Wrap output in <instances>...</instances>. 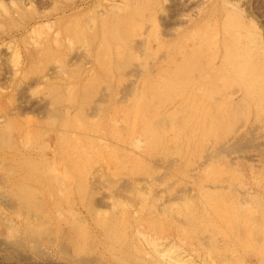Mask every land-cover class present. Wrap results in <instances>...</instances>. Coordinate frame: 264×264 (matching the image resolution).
I'll return each mask as SVG.
<instances>
[{
  "label": "bare ground",
  "instance_id": "bare-ground-1",
  "mask_svg": "<svg viewBox=\"0 0 264 264\" xmlns=\"http://www.w3.org/2000/svg\"><path fill=\"white\" fill-rule=\"evenodd\" d=\"M16 1H18V0H16ZM129 1H131V0H129ZM169 1H171V0H169ZM174 1H176V0H174ZM174 1H171V2L172 3H176ZM203 2H205V1H203ZM221 2L222 3H225L222 0H221ZM227 2H228V0H227ZM125 3H128V2H125ZM133 3H135V2H133ZM152 3H154V5H155L156 4L155 0H137L136 1V4H138L139 6L136 7V9H135L136 10V12H135L136 15L137 14L140 15V16L145 15L144 17H147V16L150 15V17H151V14L153 13V12H151ZM177 3H179V2H177ZM219 3L220 2L218 0V4ZM229 3L230 2H228L226 4H229ZM232 3L233 4H236L234 2H232ZM1 4H2V2H1ZM18 4L19 3H17V5ZM210 4H211V2H210ZM20 5H21V3H20ZM105 5H106V3H105ZM111 5L114 6L116 4H115V2H114V4L112 2V4H110L109 6H111ZM128 5L130 6V4H128ZM157 5H158V3H157ZM197 5H199V3ZM204 5L205 4L203 3V6ZM212 5H214V3L211 4V6ZM10 6H12V5H10ZM207 6H209V4ZM238 6H240V5H238ZM13 7H14V4H13ZM15 7H16V5H15ZM107 7H108V5H107ZM162 7L160 6V8H162ZM221 7H224V5L221 6ZM19 8L20 7L18 5V9ZM80 8H82V7H80ZM90 8H92V7H90ZM117 8L120 9L118 7V3H117ZM189 8H191V7H189ZM212 8H215V7H212ZM11 9H12V7H11ZM32 9H34V8H31L29 10H32ZM87 9H89V8H87ZM109 9H110V7H109ZM174 9L175 8H173V10ZM232 9H234L233 6H232ZM236 9L239 10L241 8H236ZM4 10H6V9H3L2 11H4ZM115 10H117V9H115ZM125 10L127 11L126 8H124V11ZM181 10H184V9H181ZM209 10L210 9H208V11ZM14 11H15V9H14ZM16 11H15V13H16ZM23 11H25V10H23ZM175 11H178V10L176 9ZM186 11L188 13L187 15L189 16V14H190L189 12L190 11L189 12H188V10H186ZM186 11H185V13H186ZM214 11L215 10H213V12ZM12 12H13V10H12ZM17 12H19V10ZM33 12L35 13L34 10H33ZM97 12L95 14H97ZM171 12H174V11L171 10ZM195 12L197 13V11H195ZM198 12L201 13L200 10ZM213 12L211 11V14ZM234 12L236 13L237 11H234ZM252 12H254V11H252ZM120 13H121V11H120ZM180 13H181V11H180ZM244 13H246V12H244ZM19 14L22 15V17L24 16V13L23 14L22 13H19ZM30 14L28 13V15H30ZM92 14L93 13H91V15ZM99 14L100 13L98 12V15ZM105 14H106V12H105ZM164 14H165V12H164ZM223 14H225V13H223ZM6 15L8 17V15H10V14H8L6 12ZM20 15H17V16L20 17ZM113 15L115 16L116 14L114 13ZM123 15L124 14H122V17H123ZM154 15H153V17H155ZM176 15H177V13H176ZM184 15H183V17H184ZM215 15H218V14L215 13ZM249 15H251V14H249ZM71 16H73V15H71ZM130 16H131V14H130ZM168 16L171 17L170 15H168ZM229 16H230V14H229ZM4 17H5V15H4ZM100 17L101 16L99 15V18ZM125 17H127V16H125ZM125 17H123L121 19V21L118 20L116 22L115 21L110 22V20H109L110 23H108V27L105 28L108 31H111V30L113 31V32H111L112 39L113 38L115 39L114 40V43H113V46H111L110 43L106 45L105 43H102V41H100L98 43L99 47H98V50H97L96 54H95V52L92 54L93 55V60H92V62H90V64H92L93 62H96L97 65H98L96 67L97 68L100 67V69H101L100 72L101 73H99L97 75V77H96V72L97 71L95 72V68L87 69L86 70L87 72L84 71V72H86V78H82L81 77L79 79H78V76L79 75L80 76L84 75V74H82V71H79V70H84V69L82 67H80L79 69H75L74 67L72 68L71 66H68V64H66L65 62H63V58L61 56H59V52L61 51V49H64L66 47V46L65 47L63 46L65 43L63 44L61 38L58 37L59 34H61V32H57L58 34L57 33H54L53 34V35H56L57 34L56 35V39H53V41H52L53 44L55 45V48L54 49H56L58 51V54L55 55V53L57 51H55L52 48V45L49 43L50 41H42V39L40 38V37L43 36V31L40 28V26H42V25L38 24V25H40L38 30H37L38 27L37 28H34V27H36L38 25L32 27V28L35 29V30H33V34H35V35L38 34L37 38H35L32 35H30V36H32L31 38H30V36H28L29 39H31L33 41L32 42L30 40L32 42V45H34L37 50L40 49V51H42L41 50V46H42L41 45V41L43 42L42 44H43L44 47H42V48H44V49H46L48 47V45L50 44L51 45V49H50L51 52L49 50V52H50L49 54L50 55L48 57V62H51V61H55L56 62L57 61L58 64H59V66L56 67V68H58V70L56 71V77L61 80L60 81L61 83H62L63 80H65V81L68 80L69 82L67 83V81L66 82L63 81L64 84L66 83L64 87L59 86L60 84L57 85L56 83L55 84H49V85H45L44 84L45 87L47 86L46 87V92H47L46 95H47V97H49L51 99V102L50 103H52L55 111H51L52 114L49 113L50 115L47 113L49 115V118L47 120H45V121H48V122L46 124L44 123L43 124V127L40 126V128H43V129H40L39 126H38V124L40 125L41 123H38V122H35V121L31 120V118L29 116H27V115L24 116L25 113H23V112L21 113V111L19 110V112L17 111L18 113H20V114H17L19 116L16 117V115H15L13 118L6 119L7 120V123H6V125H3L2 131L0 132L1 133V135H0V138H1L0 139V144H3L2 146H5V147H9L10 145H13V147H16L17 148L16 154L17 155L18 154L21 155L22 160L19 159L17 161H20L18 163H23V166L20 165V167L23 168L22 175L25 172L24 165L25 164H29L30 167H28L27 171H31L32 173H30V174H36V175L41 174L42 177H43V178H35V179L30 178V177L29 178L26 177V180L24 179V182H22L24 185L21 184V182H20V184H21L20 186L27 185V188H29L30 192L33 193V194L26 195L27 194V191L29 192V190L23 189L21 187L23 189V192L25 190H26V192H25V194H22L23 196H20V198H21V200H20L21 201L20 206L21 205H22V207L25 206L23 211H25L26 212L25 214L28 216V219L25 217L27 220L25 218L23 220H21L22 221L21 223H24L23 228H21V229H23V232L20 231V229H17V228H14V227L11 226V225H14L12 222H15V221H13V219L10 218L12 220V221H10V224L12 223L11 225L9 223H7L9 221H7V220H6L7 222L5 221L6 216H5V219L2 220L3 222H5L4 225H3V227H6V230H7L6 232H7V235H8L7 237H10V240H9L10 241V245H11V243H15V245H18V246L19 245L26 246L27 248H30V250H32L34 248L33 250H35V251L38 250L41 246H45V247H49V246L50 247L51 246H54L55 247V246H57L58 249L61 251V253L66 258V260H67V262L69 264H113L111 262V260H113L115 264H130L131 262L135 264V261H136L137 264H214V263H217V262H218L217 264H244V262H243L244 257H250V256L256 257V261L258 262V264H264V226L261 228V231H259L260 226H258V228H257L255 226V225H257V223L253 224V222H252V217L253 216H256L257 214H259V212L256 210V205L250 199V198H252L251 197V194H255V191H256L255 190V187L254 188H250L249 190H247V188L243 189V186L238 185L237 188H234L233 189L231 187V184H229V182H232V181H227L228 179L223 180L225 178V177L222 178V175L225 173V172H223V169H221V168H218V169L213 168L212 169L211 168L212 166L208 165V162H207V164H205L206 165L205 167L207 168V170H210V169L213 170L211 172L212 173L214 172V174H211L210 175L211 180H207L204 183L197 184L198 185L197 189H196V186H195L196 193H197V196H198V199H197L198 201L196 200V202H193L192 201V199H191L192 197L187 198L188 196L185 197V198H183V199H181V200H179V201H177L178 199H175V200L174 199H172V200L169 199L168 200V198L166 197L167 198L166 199V204H165V202H163V203H162V201H158L157 202V201H154V199H152L153 202H150L151 205L150 204H148V205L150 207H152L151 208L152 210L153 209L156 210L153 213L154 218L152 217V218L149 219V218L145 217V215H144V220H143V218H139L138 219L136 216H137V214H139L140 217H141V215H143L142 212L144 211L143 209L146 206V203H147L146 201L147 200L145 202H142L141 201V204L143 206L141 205L139 207L140 210L137 209L136 212L133 211V215L132 214H129L130 212L128 213L127 208L125 209V207H126L125 204L126 203L124 201H122L121 199H119L120 197L117 200H113L112 199L111 204H109V208H111V210H112L111 212L112 213H109L108 211H106V212L109 213L108 215L107 214L104 215L103 212L99 210L100 208H97L98 210L97 209L96 210H92L93 212L91 213V217H94V219L95 218H98V222H99V225L101 226V230H102V232H104V234H102V235H105V238H104L105 241L107 242L108 239L111 240V241L117 240L118 243L115 244V242H114V244L116 245V247L113 248V249H115L114 251L113 250L107 251L104 248H103V251L102 250H98V248H97V245L99 244V242L97 244V240L98 239H96V236H95V237H92V238H90V239L87 240L86 233H85V236L83 235V233L85 232V230H83L84 226H82L81 224H78L77 226H74V228H73L72 222H73V225H76L77 223H75L76 221L74 222L71 219H69L70 218L69 216L74 217L72 215V214H74V212H72L73 210L70 209L71 207L69 208V203L70 204H74V203H71L72 201L69 200V199H71L73 196H77L78 195V199L82 201L83 194H85V193L88 194V189H89V186L88 185L89 184L86 182L88 180H85L87 178V175L83 176V174H88L89 170L92 167H94V165H96L95 163H101L103 165V169L105 167V170L108 173H110V172L113 173V169H111L112 167H114V172H115L119 168L124 167V165L127 164L128 162H134V163L136 162V163H138L141 160L140 154H138V152L141 149V146L142 145L144 146V144H146L147 140H151L160 130H165V127L168 125L167 123L171 120V117L173 115H177V114H175L173 112H176V111L177 112H180V114H178V117L182 118V120H180L178 122V124H176V126L178 127V130L179 131H177L176 134H174V135L167 136V138L169 139V142H170V140H174L175 138H177V136H180L181 133H179V132H181L183 128L189 129L191 126H193V127H191L192 128L191 131H194L195 129H197L196 120L192 118L193 117V113H199L200 110L203 109V105L205 104V101H203L204 98L200 95V92L203 91V89L207 85L211 84L210 82H213V81L216 80V83H218L220 80H222V78L225 79L226 77L229 76V73H232L234 75V82L237 83L238 86L241 89L244 90V95L249 99V100H247V102L248 101H250L251 103L254 102V106L255 107H258L259 106L258 108H261L260 109V111H261V116H260L261 118H260V120L262 121L261 127L264 128V52H261L264 49L262 47L260 51H259V49L258 50H253L254 44L261 42V41H258L259 38L257 39L256 36H253L254 34H252V32L249 33L250 31H248V30H246L244 28H242V30L245 33H243V31L240 30V28H239L240 21L239 20L238 21H234L233 19L231 20L230 17H228V16L225 19H223L222 22H219V24L218 23L216 24L218 26V28L220 29V32L217 31V33H214V29H215L214 26H216V25H214L213 22L211 23L212 24V29H213L212 30V33H210V38L211 39H210V42L207 44V47H204L205 49H209L210 48V45L209 44H211L212 47L215 45V48H217V46L220 47V45H221L225 49L224 50V55L222 56V59H221V61H219V64L218 65H214L213 64V61L215 60V55L213 57H210V55L209 56H206L205 57L206 59L204 58L203 55L200 56V52L203 51V46H199L200 45L199 44V40L200 39H198V38L200 36L198 35V33H195L194 34L193 31H192V34L189 35L188 37H185L184 39H179L178 38L179 40L177 41V43L174 42L173 44H168V46L171 45V47L169 46V48H168V46H166L167 49L165 50V53L166 52L167 53H170V52L173 53L174 51H172V49L174 50V48H177L179 51H181V53L178 51L179 54L181 55V59H178V61L180 63V67H176L175 68V66H172L173 61L175 60V58H172V59L169 60L172 63L166 64V65H165V63L162 64L161 61H163V60L160 59V64L165 65V67L162 68V67L158 66L159 65L158 64V61H157V64H158L157 65L156 64V60L154 58L153 59L155 61L152 60V57L150 55V57H151L150 58V64H148V65L151 66L152 70L151 69H147L144 64L139 65L140 67L138 66V68H135V72H134L133 76L131 75L132 76L131 79L133 81L130 82V84L128 85L127 88L123 87L122 89H120V91L121 90L123 91L124 88H125V90H124L125 92L122 95H123L124 98L125 97L126 98L128 97V100L126 102L124 100H121V97L119 96L120 99L116 98V100L114 102H113V99H111L112 100V104H110V105H105L104 104L105 105L104 106V105H102L103 103L102 104L96 103V102H98L95 99L96 98L95 97L96 95L89 96V94H88L92 90V88H93V87H91V85H94L95 83H97V87H98L99 81L103 80L104 82L101 81V84L103 83L107 87L109 86L108 80H109V78L111 76V68H112L113 64L115 66L114 60L116 58H119V57L120 58H124L123 59V62L126 61V63H129L130 59H136V60H138V63H141V61H144V59L146 57V56H142L141 54H137L136 52H138V51L135 50V49H134L135 50V53L134 52H131V51L130 52H127L130 49H126V47H130L129 45H131V43L129 42V37H125V36H126L127 33L135 32V30L130 29L131 27L128 25L130 27L129 28L130 30L128 29V26H127V28L125 29V34H124L125 36H123L124 31H122L123 29H121V28H123L122 23H124V27H125L126 26V23L130 22V18H125ZM132 17H133V15H132ZM196 17H198V16H196ZM253 17H255V16H253ZM71 18H73V17H70V19ZM139 18H141V17H139ZM0 19H1V17H0ZM96 19L97 18L91 19V16H90V19L89 20H86V22L83 23V25H77L76 24V20H74V18H73V21H75V24H76L75 28L77 26H79L78 27L79 29L76 28L79 31H77L75 29L74 30V32L76 31L75 32L76 33L75 36L70 37L68 35L70 38H68V36L65 37V39L68 38L67 39L68 41L67 40L66 41H67V43L71 44L70 45L71 48H72V44L73 43L76 44V41H77V44H78V47H79L81 45V42L87 40L91 33H92V37L94 36V32H93V28L94 27L93 26H94V20H96ZM136 19H137V17H136ZM170 19H168V21ZM193 19L195 20V18H193ZM78 20H79V18H78ZM144 20H149V18L148 19L146 18ZM249 20H248V23H249ZM10 21H12V19L11 20L9 19V22ZM136 21L137 20H134V21L131 20L130 23L132 24V23H134ZM157 21H159V20H157ZM168 21L166 20V22H168ZM179 21L180 20H178V22ZM209 21L211 22V19ZM250 21L253 22L254 20H250ZM0 22H2V20H0ZM150 22H153L154 23V21H152V20H150ZM174 22H175V20H174ZM174 22H173V24H176ZM187 22H190V20L189 21L187 20ZM201 22H204V21H201ZM262 22H263V19H262ZM262 22H260V24ZM68 23H69V21H68ZM195 23H197V21H195ZM81 24H82V22H81ZM256 24H258V23H256ZM192 25H194V24H192ZM209 25L210 24H208V26ZM62 26H61V28H62ZM131 26L133 28V27H135V24H132ZM153 26L154 25H152V27ZM161 26H162V24H161ZM168 26L171 27V24L169 23ZM174 26L175 25H173V27ZM0 27H1V25H0ZM44 27L47 30L48 29L51 30L50 29L51 27L48 28L49 26H47L46 24L43 26V29H44ZM136 27H137V25H136ZM152 27H151V29H152ZM155 27H156V25H155ZM184 27H185V25H184ZM58 28H59V26H58ZM68 28H67V26H65V29H63V31H65L67 33ZM86 28H87V33H85ZM202 28H205V27H202ZM175 29H177V28H175ZM70 30H71V28H70ZM165 30H167L166 26H165ZM256 30L259 31L261 29H258L257 28ZM52 31H53V29H52ZM185 31L188 32L187 30H185ZM30 32H32V30H30ZM45 32H47V31L45 30L44 33ZM138 32H139V30H138ZM47 33H46V35H47ZM152 33H153V31H152ZM158 33H159V31H158ZM161 33H162V31H161ZM163 33L166 34V32H163ZM86 34H87V36H86ZM0 35H1V33H0ZM77 36H79V37H77ZM150 36L152 38L154 36V33H153V35H150ZM176 36H178V34ZM74 37H77V38H75L76 41H75V39H73ZM261 37H263V36L261 35ZM50 38H51V36H50ZM90 38H91V36H90ZM90 38L88 39L89 40L88 42H90ZM103 38H104L103 39V42L105 40H107L105 37H103ZM120 38H122V39H120ZM146 38H147L146 39L147 41L145 43L143 42L141 44L139 42L141 44L139 53L140 52H144L145 50H149L148 47H149V44H150V40H149L148 37H146ZM157 38L158 37H156V39ZM160 38H158L159 41L157 40L156 48L157 49L158 48H162V50H163V48L165 47V46L163 47V45L165 44V42H168L169 40L168 39L165 40L166 38L165 39H160ZM12 39H14V38H12ZM153 39H151V41H153ZM174 39H170V40L172 41ZM196 39H198V40H196ZM162 40H163V42H162ZM175 40H177V39H175ZM10 41L7 44L8 46L6 45L7 47H9ZM135 41H136V39H135ZM79 43H80V45H79ZM84 43H86V42H83V44ZM25 44H27V43L25 42ZM28 44H29V42H28ZM69 44H67V45H69ZM88 44L89 43H87V45ZM102 44H103V47H102ZM187 44H190V45L187 46ZM238 44L241 45V46H243L245 48V50H241L240 51V48H239ZM135 45H136V43H135ZM12 46H15V45H12ZM34 46L32 47L33 49H35ZM136 47H137V45H136ZM67 48H69V47H67ZM80 48H84V47L83 46L82 47L80 46ZM86 48H88V46ZM33 49H31V50L34 51ZM84 50H85V48H84ZM68 51L70 52L71 49L69 48L67 50V52ZM151 51H152V49H151ZM215 51H217V50H215ZM75 52H77V55L80 53L79 51H75ZM75 52H73V54ZM146 52H148V51H146ZM13 53H15V52H13ZM30 53L28 54V56H30ZM62 53H60V54H62ZM165 53H164V55H165ZM36 54H38V53H36ZM81 54L84 55L85 53H81ZM18 55H20V54H17L16 53L15 55L11 56V58L9 59V61L12 60L11 63L14 64L15 67L17 65H19V63H20L19 62V56ZM92 55L90 53V56H92ZM145 55H146V53H145ZM166 55L164 57H166ZM36 56H34V57H36ZM79 56L80 55H78L77 58ZM87 57H89V56H87ZM156 57H158V56H156ZM79 58H81V57H79ZM31 60H32V58H31ZM71 60H72V62H73V60H75V59H73V55H72V59ZM84 60H86V59H84ZM29 62H31V61H29ZM33 62H34V64L36 63V66H37L38 63H43L45 65L44 62H46V61H43L42 58H38V59H34ZM55 62H53V63H55ZM80 62H81V65H82V62H84V61H79V63ZM8 63H9V65L11 64L10 62H8ZM62 63L66 64L67 67H63V69L60 68V67H62ZM96 63H94V64H96ZM26 64L28 65V63H26ZM69 64H71V63H69ZM84 64H87V62L84 63ZM121 64H123V63H119L118 65L121 67ZM21 65H23V64H21ZM27 65H25V66L27 67ZM40 65H38V66H40ZM44 65H43V67H44ZM168 65H169V67H168ZM31 66L34 67L33 64ZM82 66H84V65H82ZM86 66H88V64ZM156 66H158V67H157V71H156L157 73L155 74V72H153V71H155V67ZM12 67L13 66H11V68ZM159 68H161V71H158ZM17 69H18V67H17ZM17 69H15V70H17ZM38 69H39V67H38ZM64 69H66V70H64ZM15 70L13 69L12 70V73L15 74L16 73ZM51 70L52 69H50L49 71H51ZM109 70H110V72H108ZM132 70H134V69H132ZM8 71H6V72H8ZM53 71H54V69H53ZM20 72L25 73V70L23 71V69H22ZM27 72H30V70H28ZM130 72H131V74L133 73L132 71H130ZM130 72L128 71L129 74H130ZM77 73H78L77 78H75V76H76ZM128 73H127V75H129ZM33 74H35V73H33ZM116 74H118V73H116ZM21 75H22V73H21ZM47 75H48V73H47ZM122 75L124 76V74H122ZM14 76H16V74ZM113 76H115V75H113ZM123 76H118L117 77V80L116 81L118 82V85H121V84L123 85V82L125 80V78ZM125 76H126V74H125ZM24 77L25 76H23V78ZM20 78H22V77H20ZM12 79H13V77H12ZM206 79H207V81L209 83H207L205 85L204 84L201 85V80L202 81L203 80L205 81ZM46 80H47V78H46ZM194 80H199L200 81V86L199 87H193L192 86L191 82L194 81ZM14 81L15 80H13V82ZM31 81H33V80L31 79ZM21 82H22V80H21ZM17 83H20V81L17 82ZM43 83H45V81ZM113 83H114V81H113ZM223 83H225V82L223 81ZM40 86L42 87L41 84H40ZM114 86L116 87V85H114ZM43 87H42V89H43ZM107 87H105V88H107ZM101 88H102V86H101ZM113 89H114V87H113ZM62 90H64V91H62ZM114 90H116L115 93L117 94V89H114ZM37 91H38V89H37ZM92 91H94V90H92ZM35 92H36V90H35ZM35 92H34V94H35ZM223 92H225V91H223ZM19 94H20V92H19ZM37 94H39V93H37ZM21 95H23V94H21ZM99 95H101V94H99ZM113 95H114V93H113ZM24 96H26V94ZM42 96H43V94H42ZM106 97H104V98L106 99ZM20 98H22V97H20ZM111 98H113V97H111ZM45 99H47V98H45ZM109 99H110V97H109ZM97 100H99V98ZM118 100H121V101L118 103ZM75 101L78 102L77 104H79V106H78L79 108L77 107L78 109H75L76 111L72 115L71 114V111H69L68 107H70V106L72 107L73 105H71V104H73ZM207 101H209V100H207ZM47 103H48V101H47ZM65 104H68V107H66L64 109H62V108L59 109V107H61L62 105H65ZM46 106H51V105H49V103H48V104H46ZM9 108H10V105H9ZM73 108H75V107H73ZM30 109H32V108H30ZM16 110H18V108ZM196 110H199V111L195 112ZM25 111H27V110H25ZM8 112H10V111H8ZM29 112H31V111H29ZM9 114H12V113H9ZM47 114H42L43 116H45V117L42 116V118H46L48 116ZM77 114L79 115L78 117L76 116ZM0 116H2V118L4 116L7 117V114L5 112L3 115H0ZM31 117H32V115H31ZM212 117H214V116L212 115ZM2 121H4V118L1 120V122ZM1 122H0V124L2 125L3 122L2 123ZM184 122H185L186 126H185ZM55 127H56V129H54ZM254 128H255V126H254ZM51 129L54 130V132H52V145H53V147L51 145H50L51 147L49 146V140H46L47 138H45V140L43 139V137H45L44 136L45 133L47 135V132H49V130H51ZM168 130H170V128ZM242 131H244V130H242ZM261 135L262 134H260V136ZM15 136H16V139L18 138L17 144H16V141H15ZM210 136H208V134H207V139H209ZM234 136H236V135H234ZM254 136H256V135H254ZM254 136H252V137L254 138ZM260 136H258V137H260ZM252 137L249 138L248 141L251 140ZM13 138H14V140H13ZM230 139H233V138H230ZM237 139H238V137H237ZM32 140H35L37 142L40 141V143H38L40 145L39 148L40 149L42 148L41 151H44V152H42V155L41 156H39L40 154L38 155V158L35 157V155H33L31 153V151H30V150H33L34 152L35 151H38V148H34V145H36L37 142H34L33 143ZM242 140H244V139H242ZM245 140L243 142H245ZM120 142H122V143H120ZM166 142L167 141L164 140L163 144H165ZM253 142H254V144H256L255 141H253ZM263 143H262V145H263ZM175 145H177V144H175ZM225 145H226L225 142L222 143V145L220 144L219 146H221V147H218V148H220V150L219 149L216 150V151H218L219 156L221 155V153H223V151H222L223 148H225V147L227 148L229 146V145H226V146ZM165 146H167V145H165ZM246 146H248V145H246ZM20 147H21V149H20ZM169 147H170V145H169ZM169 147H167V148H169ZM16 148H14V151H15ZM226 148H225V150H226ZM230 148H229V150H230ZM236 148L237 147H235V148L232 147V149H234V152H235V149ZM216 149H217V147H216ZM232 149H231V151H232ZM258 149H260V148H258ZM263 149H262V152H263ZM27 150H29V151L26 152ZM47 150L49 151L50 155L47 153L48 155L46 156L45 154H46V151ZM229 150H227L226 152H228ZM243 150L245 151V149H243ZM247 150H248V148H247ZM41 151H39V152H41ZM151 151H152V149H151ZM156 151H158V150H156ZM171 151H172V149H171ZM253 151H255V150H253ZM238 152L240 153V151H238ZM8 154L7 155L5 154L6 156H10L7 159L11 158V155H8ZM243 154L244 153H242V155ZM164 155L165 154H163V156ZM172 155H173V153H172ZM193 155H195V154H193ZM210 155H208V156H210ZM217 155L215 154L216 157H217ZM3 156H4V154H3ZM205 156L207 157V154ZM251 156H253V155H251ZM175 157H177V156H175ZM210 157H214V156H210ZM13 158H14V156H13ZM224 158L226 159V157H224ZM1 159L2 160H0V161L3 162L4 159L3 158H1ZM118 159H119V161H117ZM130 159H133V161H130ZM173 159H175V158H173ZM183 159L185 160L184 157L182 158V161H183ZM206 159L207 158H205V161H206ZM215 159H217V158H214V160ZM262 159L264 161V157ZM207 160L209 161L210 158L208 157ZM257 160L254 159V161H253V159H252V161H253L252 162V165H253V163L255 164V161H257ZM13 161H14V159H13ZM17 161H15V162H17ZM191 161H193V160H191ZM9 163L11 165V162H9ZM162 163H164V162H162ZM210 163H211V160L209 161V164ZM258 163H257V165H259ZM15 164H13V165H15ZM143 164H144V162H143ZM177 164H179V163H177ZM217 164H219V163H217ZM6 165H7V163H6ZM13 165H11V166H13ZM111 165H113V166L110 168ZM172 165H174V164H172ZM194 165H196V164H194ZM248 166L251 167V165H248ZM201 167H203V166L201 165ZM1 168H2V166L0 167V169ZM10 168L11 167H8V172L9 173L6 171L8 173V176L9 177L10 176L15 177L14 174H16V173L18 175V172L15 173V171L13 169H10ZM145 168H146V166H145ZM162 168H160V169L162 170ZM192 168H193V165H192ZM192 168H191V170H193ZM206 168H204V169H206ZM103 169H100V170L102 171ZM153 169H154V167H153ZM15 170L20 171L18 168H15ZM95 171H98V170L96 169ZM172 171H173V169H172ZM177 171L179 172V169ZM255 171H257V170L255 169ZM146 172H147V170H146ZM250 172H251V170H250ZM95 174H98V173L95 172ZM164 174H166V173H164ZM197 174H200V173L198 172ZM197 174L195 176H197ZM20 175L21 174H19V176ZM93 175H94V173H93ZM6 176H7V174H6ZM26 176H28V175H26ZM150 177H148V179ZM174 177H180V176H174ZM101 178H103V177H101ZM107 178L109 180V177H107ZM107 178L105 177L104 178V181H108V180H105ZM148 179L147 180H143V181H147L148 182L149 181ZM154 179H156V178H153V180ZM10 180H12V179H10ZM151 180H152V178H150V182H151ZM153 180H152V182H153ZM156 180H158V179H156ZM183 180H185V179H183ZM188 180H189V178H188ZM90 181H91V179H90ZM111 181L112 180L109 181V184H110ZM113 181H115V179ZM167 181L168 180H166V184H167ZM191 181H193V180L190 179L188 181V183L191 182ZM5 182H7V181L5 180ZM34 182H37L36 184H38V188H40L41 193H43V196H44L42 198L44 200L43 202H40L39 203L37 201V199H36V195L38 196V194H39L38 192L40 190L38 191L37 186L36 185H33ZM92 182L94 183L93 180H92ZM99 182L100 181H98V183ZM118 182H119V180H118ZM118 182H116V183H118ZM122 182H124V181H122ZM168 182H170V181H168ZM176 182H177V180H176ZM25 183H27V184H25ZM95 183H96V181H95ZM101 183H102V181L100 182L99 185H103L104 184V183L103 184H101ZM159 183H157V184H159ZM184 183H183V186H185ZM15 184H18V183H15ZM106 184H105V186L104 185L103 186L106 187ZM163 184L165 185V182ZM163 184H162V186H163ZM90 185H92V183ZM135 185L138 186V184H135ZM103 186H102V188H103ZM144 186H146V184ZM253 186H256V185L253 184ZM100 187H97L98 188V191H99V188ZM121 187H120V189H123V187L122 188ZM126 187H127V185H126ZM169 187H172V186H169ZM258 187H260V186H258ZM93 188H94V190L96 189V187H93ZM143 189H144V187H143ZM261 189H262V191H261L262 198L264 199V186H262ZM19 190H21V189H19ZM138 190L136 191V189H135V191L137 192L136 194H138ZM144 190H146V189H144ZM161 190H159L158 192H160ZM185 190L187 191L186 188H185ZM147 192H149V191H146V193ZM169 192H172V191H169ZM177 192H178V190H177ZM6 193H8V192H6ZM12 193H14V192H12ZM91 193H92V191H91ZM129 193H130V191H129ZM140 193H141V195H143L145 192L144 193L143 192H140ZM140 193L138 194V196L140 195ZM3 194L4 193H2V195ZM92 194H89V197L90 198H92L94 196ZM136 194H135V197H137ZM149 194H151V193H148L146 195H149ZM161 194H163V193L161 192ZM91 195H92V197H91ZM141 195L139 197H141ZM146 195H145V197H147ZM247 195H250V196L248 197ZM0 196H1V194H0ZM8 196H10V195H8ZM104 196H106V194ZM163 196H165V195L163 194ZM244 196H246V197H244ZM7 197H5V198H7ZM145 197H141V198L146 199ZM155 197H157V196H155ZM160 197H161V195H160ZM182 197H183V195H182ZM141 198H139V200ZM84 199H86V198H84ZM106 199H108V198H106ZM126 199H128V196H127ZM136 199L138 200V198H136ZM1 200H2V198H1ZM12 200H11V202H13ZM170 200H171V202H169ZM193 200H194V198H193ZM98 202L99 201H97V206L99 207L102 204L100 205ZM155 202H157L158 204L161 203L159 206H162L164 209L162 208L161 210H159V208H157V206L155 205V204H157ZM48 203L51 205V207H47L46 206V205H49ZM100 203H101V201H100ZM263 203H264V201H263ZM18 204H19V202H18ZM84 205H82V206L84 207ZM126 205L128 206V208L131 207V206H129L130 204H126ZM1 206H0V209H1ZM67 206H68V209H67ZM10 207H12V206H10ZM10 207H7V208L10 209ZM95 207H96V205H95ZM192 207H198V209H196V215L193 212V211H195V209L192 208ZM85 209H86V212H87V210H88L87 207ZM104 209L102 208V210H104ZM132 210H134V209H132ZM35 211L36 212L38 211L39 213H35ZM109 211H110V209H109ZM176 211L185 220L191 221V222H189L187 224L184 223V224L181 225L179 222L175 221L173 219L172 215ZM33 212H34V216H36L39 219L37 221L31 222V220H33L32 218H34L33 215H32ZM14 213H16V212H14ZM77 214H78V212H77ZM19 215H22V213L19 214ZM78 215H76V216H78ZM134 215H136V216H134ZM63 216H65V217L63 218ZM76 216H75V218H77ZM88 216H89V214H88ZM107 216H109V217H107ZM60 217H62V218H60ZM105 217H107L109 219H105ZM254 218L261 219V217H259V215L257 217H254ZM18 219H19V217H18ZM167 219H169V223H170L169 225L167 223H163V222H166L165 220H167ZM262 219H264V215H262ZM79 220L81 221L80 218H79ZM2 221H0V222H2ZM90 221H91V219H90ZM178 221H181V219H178ZM35 222H39V223L36 224ZM129 222H134V223L130 225ZM192 222L195 223V224H200L203 227L192 228L191 230L187 229V227L191 226ZM64 223H66V224L68 223L70 225H68L69 226L68 228H66V229L64 228L65 230H62L61 229L62 228L61 226L64 225ZM85 223H86V221H85ZM258 223H260V222H258ZM103 224H107V226L104 227ZM57 226H59V227L56 228ZM85 226H86V224H85ZM165 226H167L170 230L174 231V238H175L174 242L168 241L166 235L164 234V227ZM1 227L2 226H0V228ZM50 227H51V229H50ZM19 228H20V226H19ZM89 228H91V227H89ZM3 229L5 230V228H3ZM59 229L62 230V237H60V238H62L63 240L60 239V238L57 239V237H56L59 234ZM74 229L78 231L77 234L75 232H73ZM193 230H198L200 236L195 237V231H193ZM255 232H256V234H255ZM1 233H2V230L0 231V234ZM22 233H23V236H22ZM170 233H171V231H170ZM73 234H75V236H73ZM160 234H162V235H160ZM196 234H197V231H196ZM1 235L2 236L3 235L6 236V234H4V233L1 234ZM93 235H94V232H93ZM2 236H1V238H2ZM129 236H131L133 238V241H134L133 244L135 246H131L130 247L129 243L126 242V239H128ZM189 237H191L192 239H190ZM202 237H204L206 239V243L207 244H205V246L202 245V239H203ZM254 237L259 238V240H258L259 246L256 245V250H253V249H255V245L253 243L256 244V242L254 240L255 239ZM4 238H2V240ZM12 238H13V240H12ZM199 238H200L201 245H200V243L198 241H197L198 244H195L194 243L195 239L196 240H199ZM7 239H9V238H7ZM7 239L5 240L6 243L8 242ZM101 240L102 239H99V241H101ZM184 240L190 241V245H191V247L188 246V250H187L188 251V254L186 256H184V254L187 253V251L184 250L185 249L184 248V245H183L184 244L183 243ZM55 242H56V244H55ZM106 242L104 243L103 246H106V244H107ZM126 244L128 246H126V248H125L124 245H126ZM6 245L8 246V244H6ZM2 247H4V246H2ZM10 247L11 248H8V251L11 252V250L13 251L12 245ZM18 248H20V246ZM134 248H135V253L137 254V257L135 255L133 256V254H131L130 251H129V250H132L133 251ZM9 249H11V250H9ZM5 250H7V249H5ZM15 250L18 251V249H15L14 248V251ZM20 252H22V251H20ZM16 254H15V256H16ZM47 255H48V253H47ZM228 255H231V258H232L233 262L230 261V259H229L230 257L228 258ZM24 256H26L25 253H24ZM59 256H60V254H59ZM60 257H59V259H61ZM129 257L130 258L131 257H136V258L133 259L129 263L128 262V260L130 259ZM24 258H27V257H24ZM28 261H30V260H28ZM247 261H248V259H247ZM49 263L50 262H47L46 264H49ZM248 263H249V261H248Z\"/></svg>",
  "mask_w": 264,
  "mask_h": 264
},
{
  "label": "rangeland",
  "instance_id": "rangeland-1",
  "mask_svg": "<svg viewBox=\"0 0 264 264\" xmlns=\"http://www.w3.org/2000/svg\"><path fill=\"white\" fill-rule=\"evenodd\" d=\"M13 1V2H12ZM106 1V2H105ZM123 1V2H122ZM136 1L137 0H131V1H129V0H18V1H16V0H0V8L3 10V9H6V10H4V11H2L1 9H0V17H1V19L0 20H2V22H0V25H1V27H0V33H1V35H0V115H3L5 112H6V114H7V117H3L4 118V121H2L3 122V124L1 125L0 124V132L2 131V128H3V125H6V123H7V120L6 119H9V118H13L15 115H16V117L17 116H19V115H17V114H20V113H18L19 112V110L21 111V113L23 112V113H25V115L24 116H29L30 118H31V120H33V121H35V122H38V123H41L40 125L38 124V126H39V128H40V126H42L43 127V124L45 123H47L48 121H45V120H47L48 118H49V115L50 114H52L51 113V111H55L54 110V107H53V105H52V103H50L51 102V99L49 98V97H47V95H46V87H45V85H49V84H57V85H59V86H62V87H64L65 86V84H64V82H66L67 81V83L69 82L68 80H63L62 81V83L60 82L61 80L60 79H58L57 77H56V71L58 70V68H56V67H58L59 66V64H58V62L56 61H51V62H48V57H49V53L51 52V45H52V48L54 49L55 48V45L53 44V39H56V35L58 34L57 32H61V34H59V38H61V40H62V43L64 44L63 46L66 48H64V49H61V51L59 52V56H61L62 58H63V62H65L66 64H68V66H71L72 68L74 67L75 69H79L80 67H82L84 70H79V71H82V74H84V75H82V76H78V79L79 78H86V70L87 69H91V68H95V72H96V77H97V75L99 74V73H101L100 71H101V69H100V67H96V66H98L97 65V63L96 62H93L92 64H90V62H92V60H93V53L95 52V54H96V52H97V50H98V47H99V45H98V43L100 42V41H102V43H105L106 45L107 44H111V46H113V43H114V38L112 39V36H111V32H113L112 30L111 31H108L107 29H105L106 27H108V23H110V22H113V21H118V20H120L121 21V19L123 18V17H125V16H127V17H125V18H130V22H131V20L132 21H134V20H137L136 22H134V23H132V24H135V27H133L132 28V24L130 23V22H128V23H126V26L124 27V23H122V25H123V28H121V29H123L122 31H124V33H123V36H125L124 34H125V29L127 28V26H128V29L130 28V29H133V30H135V32H131V33H127L126 34V36L125 37H129V42L131 43V45H129L130 47H126V49H130L129 51H127V52H134L135 53V50H137L138 52H136L137 54H141L142 56H146L145 57V59H144V61H141V63H138V60H136V59H130V61H129V63H126V61L125 62H123V59L124 58H116L115 60H114V63H115V66H114V64H113V66H112V68H111V76H110V78H109V80H108V82H109V88L105 85V84H101V81L102 82H104L103 80H101V81H99V83H98V87H97V83H95L94 85H91V87H93L92 88V90H94V91H90L88 94H89V96H91V95H96L95 97V99H96V101H98V102H96V103H98V104H102V105H110V104H112V100L111 99H113V102L116 100V98H118V99H120V97H121V100H124L125 102L128 100V97L126 98H124L123 97V95L122 94H124V90H125V88H127L128 87V85L130 84V82H132L133 80L131 79L132 78V76H133V74H134V72H135V68H138V66L139 65H141V64H144L145 65V67L147 68V69H151L152 70V68H151V66L150 65H148V64H150V58L152 57V60H156V64H157V61H158V66H160V67H162V68H164L165 67V65L166 64H170V63H172L171 61H169L170 59H172V58H175V60L173 61V64H172V66H175V68L176 67H180V63H179V61H178V59H181V55L179 54V52L181 53V51H179L177 48H174V50L172 49V51H174L173 53L172 52H170V53H165V50L167 49V47L166 46H168V44H173L174 42H176L177 43V41L179 40V39H184L185 37H188L189 35H191L192 34V31H193V33L195 34V33H198V35L200 36L198 39H200L199 40V46H203V51H201L200 52V56H204V58L206 57V56H209L210 55V57H213L214 55H215V60L213 61V64L214 65H218L219 64V61H221V59H222V56L224 55V48L220 45V47H218L217 46V48H215V45L212 47L211 46V44H209L210 45V48L209 49H205L204 47H207V44L210 42V33H212V22H213V24L214 25H216L217 23L219 24V22H222V20L223 19H225L227 16L228 17H230V19L232 20H234V21H240V25H239V28H240V30H242V28H244V29H246V30H248V31H250L249 33H251L252 32V34H254L253 36H256L257 37V39L259 38V40L258 41H261V42H259V43H256V44H254V47H253V50H258L259 49V51L261 50V48L263 47V49H264V0H228V2H230L229 4H226V3H228L227 2V0H222V1H224L225 3H222L221 2V0H219V4H218V0H176V1H174V0H171V1H174V2H176V3H172L171 1H169V0H155V2H156V4L154 5V3H152V6H151V12H153L152 14H151V17H150V15L149 16H147V17H144L145 15H143V16H140V15H136V7H138L139 5L138 4H136ZM161 1V2H160ZM167 1V2H166ZM203 1H205V2H203ZM1 2H2V4H1ZM99 2V3H98ZM103 2V3H102ZM106 3V5H105V3ZM112 2H113V4H114V2H115V4L116 5H114V6H109L110 4H112ZM125 2H128V3H125ZM131 2V3H130ZM133 2H135V3H133ZM154 2V1H153ZM164 4H163V3ZM177 2H179V3H177ZM197 2V3H196ZM210 2H211V4H213L214 3V5H212L211 6V4H210ZM232 2H234V3H238L237 5L236 4H233ZM17 3H19L18 5H19V9H18V5H17ZM20 3H21V5H20ZM101 3V4H100ZM110 3V4H109ZM117 3H118V7L120 8V9H118L117 8ZM157 3H158V5H157ZM172 3V4H171ZM188 3V4H187ZM196 3V4H195ZM199 3V5H197ZM202 3V4H201ZM203 3L205 4L204 6H203ZM12 5V6H10V5ZM13 4H14V7H15V5H16V7L14 8L13 7ZM99 6H97V5ZM104 4V5H103ZM128 4H130V6L128 5ZM133 4V5H132ZM196 6H195V5ZM209 4V6H207V5ZM226 4V5H225ZM3 5V6H2ZM107 5H108V7H107ZM157 5V6H156ZM180 5V6H179ZM224 5V7H221V6H223ZM233 6V8L235 9H232V6ZM238 5H240V6H238ZM76 6V7H75ZM160 6L163 8H160ZM191 7V8H189V7ZM194 6V7H193ZM207 6V7H206ZM226 6V7H225ZM235 6V7H234ZM262 6V7H261ZM11 7H12V9H11ZM26 9H25V8ZM80 7H82V8H80ZM90 7H92V8H90ZM101 7V8H100ZM106 7V8H105ZM109 7H110V9H109ZM112 7V8H111ZM123 7V8H122ZM129 9H128V8ZM155 7V8H154ZM175 8L174 10H173V8ZM199 7V8H198ZM201 7V8H200ZM203 7V8H202ZM205 7V8H204ZM212 7H215V8H212ZM228 7V8H227ZM230 7V8H229ZM15 9V11L18 9L19 10V12H17L16 11V13H15V11H14V9ZM31 8H34V9H32V10H29V9H31ZM87 8H89V9H87ZM117 9V10H115V9ZM122 8V9H121ZM124 8H126L127 9V11L125 10L124 11ZM131 8V9H130ZM166 8V9H165ZM179 8V9H178ZM194 8V9H193ZM220 8V9H219ZM236 8H241V9H236ZM21 9V10H20ZM78 9V10H77ZM81 9V10H80ZM87 9V10H86ZM97 9V10H96ZM178 10V11H175V10ZM181 9H184V10H181ZM204 9V10H203ZM208 9H212L211 11L213 12V10H215L214 12L216 13V14H218V15H215V13L213 14H211V11L209 10L208 11ZM11 10V11H10ZM12 10H13V12H12ZM23 10H25V11H23ZM33 10L35 11V13L33 12ZM37 10V11H36ZM77 10V11H76ZM91 10V11H90ZM106 10V11H105ZM108 10V11H107ZM135 10V11H134ZM153 10V11H152ZM164 10V11H163ZM171 10L172 11H174V12H171ZM186 10H188V12L190 13L189 14V16L187 15L188 13H187V11ZM193 12H192V11ZM200 10V12L201 13H199L198 11ZM203 10V11H202ZM225 10V11H224ZM229 10V11H228ZM243 10V11H242ZM10 11V12H9ZM21 11V12H20ZM29 11V12H28ZM79 11V12H78ZM84 11V12H83ZM100 13L99 15L102 17H100L99 18V15H98V12ZM104 11V12H103ZM115 11V12H114ZM118 11V12H117ZM120 11H121V13L122 14H124L123 15V17H122V14L120 13ZM134 13H133V12ZM158 11V12H157ZM180 11H181V13H180ZM184 11V12H183ZM185 11H186V13H185ZM195 11H197V13L195 12ZM207 11V12H206ZM222 11V12H221ZM234 11H237L236 13L234 12ZM240 11V12H239ZM251 11V12H250ZM252 11H254V12H252ZM3 12V13H2ZM6 12L8 13V14H10V15H8V17H7V15H6ZM12 12V13H11ZM83 12V13H82ZM97 12V14H95ZM105 12H106V14H105ZM109 12V13H108ZM111 12V13H110ZM113 12V13H112ZM164 12H165V14H164ZM221 12V13H220ZM228 12V13H227ZM233 12V13H232ZM244 12H246V13H244ZM249 12V13H248ZM18 13V14H17ZM19 13H24V16L22 17V15H20ZM28 13L31 15H28ZM79 13V14H78ZM91 13H93L92 15H91ZM116 14L115 16L113 15V14ZM128 13V14H127ZM175 13V14H174ZM176 13H177V15H176ZM179 13V14H178ZM185 15H184V14ZM205 13V14H204ZM223 13H225V14H223ZM243 13V14H242ZM20 15V17H18L17 15ZM42 14V15H41ZM78 16H77V15ZM81 14V15H80ZM111 14V15H110ZM120 14V15H119ZM130 14H131V16H130ZM155 14V15H154ZM195 14V15H194ZM198 14V15H197ZM202 16H201V15ZM204 14V15H203ZM211 14V15H210ZM228 14V15H227ZM229 14H230V16H229ZM239 16H238V15ZM245 14V15H244ZM249 14H251V15H249ZM253 14V15H252ZM2 15V16H1ZM4 15H5V17H4ZM71 15H73V16H71ZM132 15H133V17H132ZM153 15L155 16V17H153ZM157 15V16H156ZM168 15H170L171 17H169ZM183 15H184V17H183ZM188 17H187V16ZM209 15V16H208ZM222 15V16H221ZM226 15V16H225ZM234 15V16H233ZM258 15V16H257ZM65 16V17H64ZM73 17L74 18V20H76V24L77 25H83V23H85L86 22V20H89L90 19V16H91V19H94V18H99L97 21L96 20H94V28H93V32H94V36L92 37V33L90 34V36H91V38H90V36L88 37V39L90 38V42H88L89 40L87 39V40H85V41H83V42H86V43H84L83 44V42H81V45H80V43H79V45L82 47H84L85 48V50H84V48H80V46L78 47V44H77V41H76V39L75 38H77V37H79V36H77V37H74L73 39H75V41H76V44L75 43H73L72 44V48L70 47V45L71 44H69V43H67V39L68 38H70V37H72V36H75V32H74V30L77 28V29H79L78 27L79 26H77L76 28H75V26H76V24H75V21H73V18H71L70 19V17ZM82 16V17H81ZM94 18H93V17ZM196 16H198V17H196ZM204 16V17H203ZM212 16V17H211ZM243 16V17H242ZM248 16V17H247ZM250 16V17H249ZM253 16H255V17H253ZM260 16V17H259ZM15 17V18H14ZM64 17V18H63ZM81 17V18H80ZM121 17V18H120ZM136 17H137V19H136ZM139 17H141V18H139ZM157 17V18H156ZM162 17V18H161ZM195 18V20L193 19V18ZM221 17V18H220ZM232 17V18H231ZM8 18V19H7ZM14 18V19H13ZM46 18V19H45ZM76 18V19H75ZM78 18H79V20H78ZM109 18V19H108ZM148 19L149 18V20H144V19ZM153 18V19H152ZM171 18V19H170ZM191 18V19H190ZM214 18V19H213ZM236 18V19H235ZM238 18V19H237ZM257 18V19H256ZM9 19L11 20L12 19V21H10L9 22ZM57 19V20H56ZM69 19V20H68ZM113 19V20H112ZM168 19H170L169 21H168ZM203 19V20H202ZM211 19V22L209 21ZM214 21H213V20ZM254 20L253 22H251L250 20ZM259 19V20H258ZM262 19H263V22H262ZM10 23H8L7 21ZM17 20V21H16ZM69 21V23H68V21ZM83 20V21H82ZM109 20H110V22H109ZM150 20H152V21H154V23L153 22H150ZM157 20H159V21H157ZM166 20L171 24V27L170 26H168V22H166ZM174 20H175V22H174ZM178 20H180L179 22H178ZM183 20V21H182ZM187 20L189 21L190 20V22H187ZM200 20V21H199ZM216 20V21H215ZM248 20H249V23H248ZM4 21V22H3ZM96 21V22H95ZM166 23H165V22ZM174 23H176V24H173V22ZM182 21V22H181ZM186 23H185V22ZM193 21V22H192ZM195 21H197V23H195ZM201 21H204V22H201ZM59 22V23H58ZM74 22V23H73ZM78 22V23H77ZM81 22H82V24H81ZM200 22V23H199ZM260 22H262L261 24H260ZM14 23V24H13ZM52 23V24H51ZM98 23V24H97ZM140 23V24H139ZM152 23V24H151ZM162 24V26H161V24ZM168 23V24H167ZM189 23V24H188ZM194 24V25H192V24ZM207 23V24H206ZM248 25H247V24ZM256 23H258V24H256ZM18 26H17V25ZM38 24H40V25H42V26H40V25H38ZM47 25V26H49L48 28H50L51 30H47V29H45V27H44V29L48 32H45L44 33V29H43V26L44 25ZM165 24V25H164ZM179 24V25H178ZM188 24V25H187ZM208 24H210L209 26H208ZM243 24V25H242ZM255 24V25H254ZM6 25V26H5ZM16 25V26H15ZM36 25H38V26H36ZM63 25V26H62ZM136 25H137V27H136ZM152 25H154L153 27H152ZM155 25H156V27H155ZM173 25H175L174 27H173ZM184 25H185V27H184ZM202 27H205V28H202ZM213 25V26H214ZM238 25V24H237ZM245 25V26H244ZM33 26H36V27H34V28H37V30L39 29V26H40V28H41V30L43 31V36L42 37H40L41 39H42V41H50L49 43L51 44H49L48 45V49L46 48V49H44V48H42V47H44L43 46V42L41 41V50L42 51H40V49H36L35 48V46L34 45H32V40L31 39H29V37L28 36H30V35H32V36H34L35 38H37V36H38V34H33V30H35L34 28H32ZM55 26V27H54ZM58 26H59V28H58ZM61 26H62V28H61ZM65 26H67V28H68V31H67V33L65 32V31H63V29H65ZM165 26H166V28H167V30H165ZM178 26V27H177ZM190 28H189V27ZM211 26V27H210ZM261 28H260V27ZM4 27V28H3ZM6 27V28H5ZM20 27V28H19ZM31 27V28H30ZM73 27V28H72ZM151 27H152V29H151ZM160 27V28H159ZM208 27V28H207ZM217 27V28H216ZM256 27V28H255ZM13 28V29H12ZM22 28V29H21ZM70 28H71V30H70ZM135 28V29H134ZM154 28V29H153ZM175 28H177V29H175ZM181 28V29H180ZM188 28V29H187ZM194 28V29H193ZM214 33H217V31H219L220 32V29L218 28V26L216 25V26H214ZM255 28V29H254ZM261 29V30H256V29ZM10 29V30H9ZM21 29V30H20ZM25 29V30H24ZM52 29H53V31H52ZM58 29V30H57ZM76 29V30H77ZM100 29V30H99ZM129 29V30H130ZM148 29V30H147ZM170 29V30H169ZM190 29V30H189ZM30 30H32V32H30ZM57 30V31H56ZM138 30H139V32H138ZM145 30V31H144ZM155 30V31H154ZM164 30V31H163ZM185 30H187L188 32H186ZM263 30V31H262ZM3 31V32H2ZM52 31V32H51ZM77 31H79V30H77ZM100 31V32H99ZM143 31V32H142ZM148 31V32H147ZM152 31H153V33H154V36L151 38V36L150 35H153V33H152ZM158 31H159V33H158ZM161 31H162V33L163 32H166V34H162L161 33ZM243 31V30H242ZM7 32V33H6ZM29 32V33H28ZM50 32V33H49ZM142 32V33H141ZM174 34H173V33ZM6 33V34H5ZM46 33H47V35H46ZM54 33H57L56 35H53ZM73 33V34H72ZM85 33H87V28H86V30H85ZM157 33V34H156ZM169 33V34H168ZM243 33H245L244 31H243ZM263 33V34H262ZM29 34V35H28ZM142 34V35H141ZM162 34V35H161ZM173 36H172V35ZM178 34V36H176ZM257 34V35H256ZM46 35V36H45ZM70 37H69V36ZM79 35V34H78ZM101 35V36H100ZM133 35V36H132ZM141 35V36H140ZM166 35V36H165ZM170 35V36H169ZM244 35V34H243ZM260 35V36H259ZM261 35L263 36V37H261ZM13 36V37H12ZM23 36V37H22ZM32 36H30V38L32 37ZM50 36H51V38H50ZM63 38H62V37ZM68 36V38L67 39H65V37H67ZM86 36H87V34H86ZM150 36V37H149ZM158 37V38H160V39H165V40H169L168 42H165V44L163 45V50H162V48H156V44H157V40L159 41V39L157 38L156 39V37ZM172 36V37H171ZM101 37V38H100ZM103 37H105L107 40H105L104 42H103ZM145 37V38H144ZM146 37H148L149 38V40H150V44H149V50H145L144 52H140L139 53V50H140V47H141V44L144 42H146L147 40V38ZM220 37V36H219ZM218 37V38H219ZM262 39H261V38ZM12 38H14V39H12ZM25 38V39H24ZM94 38V39H93ZM124 38V37H123ZM155 40H154V39ZM177 39V40H175V39ZM179 38V39H178ZM23 39V40H22ZM27 39V40H26ZM97 41H96V40ZM117 39V38H116ZM120 39H122V38H120ZM131 39V40H130ZM135 39H136V41L138 42H136L135 41ZM139 41H138V40ZM141 39V40H140ZM151 39H153V41H151ZM170 39H174V40H170ZM198 39H196V40H198ZM261 39V40H260ZM11 40V41H10ZM14 40V41H13ZM26 40V41H25ZM32 42H31V41ZM67 40V41H66ZM99 40V41H98ZM164 40V41H165ZM9 41H10V44H9V47H7L8 45V43H9ZM23 41V42H22ZM29 42V44H28V42ZM263 41V42H262ZM12 42V43H11ZM25 42L27 43V44H25ZM96 42V43H95ZM141 44H140V43ZM156 42V43H155ZM162 42H163V40H162ZM14 43V44H13ZM87 43H89L88 45H87ZM135 43H136V45H137V47H136V45H135ZM25 44V45H24ZM34 44V43H33ZM67 44H69V45H67ZM86 44V45H85ZM7 45V46H6ZM12 45H15V46H12ZM30 45V46H29ZM32 45V46H31ZM188 45H190V44H187V46ZM34 46V48L35 49H33L32 47ZM88 46V48H86V47ZM97 46V47H96ZM128 46V45H127ZM134 46V47H133ZM170 47H171V45H169ZM169 46H168V48H169ZM238 46H239V48H240V51L241 50H245V48L243 47V46H241V45H239L238 44ZM17 47V48H16ZM26 47V48H25ZM67 47H69L70 49H71V51L69 52H67V50L69 49V48H67ZM75 47V48H74ZM102 47H103V44H102ZM176 47V46H175ZM222 47V48H221ZM8 48V49H7ZM30 48V49H29ZM80 48V49H79ZM10 49V50H9ZM27 49V50H26ZM31 49H33L34 51H32ZM77 49V50H76ZM90 49V50H89ZM95 49V50H94ZM125 49V48H124ZM135 49V50H134ZM151 49H152V51H151ZM155 49V50H154ZM177 49V50H176ZM24 50V51H23ZM48 50V51H47ZM49 50H50V52H49ZM55 51H57L56 49H54ZM84 50V51H83ZM215 50H217V51H215ZM18 51V52H17ZM47 51V52H46ZM75 51H79L78 53V55H80L79 57H81V58H77V52H75ZM86 51V52H85ZM89 51V52H88ZM146 51H148V52H146ZM179 51V52H178ZM13 52H15V53H13ZM32 54H31V53ZM63 52V53H62ZM73 52H75L74 54H73ZM88 52V53H87ZM261 52H264V50H262ZM20 54V55H18L19 56V65H17L16 67H15V65L14 64H12L11 63V61L12 60H10L9 61V59L11 58V56H13V55H15V54ZM30 53V56H28V54ZM36 53H38V54H36ZM60 53H62V54H60ZM70 53V54H69ZM81 53H85L84 55L83 54H81ZM87 53V54H86ZM90 53H91V55L92 56H90ZM145 53H146V55H145ZM154 53V54H153ZM164 53H165V55H166V57H164L165 55H164ZM11 54V55H10ZM46 54V55H45ZM58 54V51L55 53V55H57ZM66 54V55H65ZM148 54V55H147ZM153 54V55H152ZM179 54V55H178ZM32 55V56H31ZM36 56V57H34V56ZM39 55V56H38ZM72 55H73V59H75V60H73V62H72ZM150 55H151V57H150ZM28 56V57H27ZM68 58H67V57ZM71 56V57H70ZM87 56H89V57H87ZM156 56H158V57H156ZM32 58V60H31V58ZM53 57V56H52ZM75 57V58H74ZM91 57V58H90ZM22 58V59H21ZM38 58H42L43 59V61H46V62H44L45 63V65L43 64V63H38V65H40V66H36V63L34 64V62H33V60L34 59H38ZM51 58V57H50ZM49 58V59H50ZM154 58V59H153ZM203 58V59H204ZM46 59V60H45ZM68 59V60H67ZM84 59H86V60H84ZM160 59H162L163 61H161L162 62V64L163 63H165V65H162V64H160ZM206 59V58H205ZM7 60V61H6ZM51 60V59H50ZM154 60V61H155ZM29 61H31V62H29ZM76 63H75V62ZM79 61H84V62H82V65H84V66H82L81 65V62L79 63ZM120 61V62H119ZM136 61V62H135ZM169 61V62H168ZM8 62H10L11 64L9 65V63ZM53 62H55V63H53ZM87 62V64H88V66H86L87 64H84V63H86ZM117 62V63H116ZM123 63V64H121V67L118 65L119 63ZM26 63H28V65L26 64ZM69 63H71V64H69ZM94 63H96V64H94ZM131 63V64H130ZM137 65H136V64ZM21 64H23V65H21ZM27 65V67L25 66V65ZM34 65V67L33 66H31V65ZM66 64H64V63H62V67H60V68H62L63 69V67H67L66 66ZM80 64V65H79ZM147 64V65H146ZM9 65V66H8ZM43 65H44V67H43ZM75 65V66H74ZM90 65V66H89ZM118 65V66H117ZM130 65V66H129ZM11 66H13L12 68H11ZM32 68H31V67ZM86 66V67H85ZM93 66V67H92ZM158 66H156L155 67V71H153V72H155V74L157 73L156 71H157V67ZM15 67V68H14ZM17 67H18V69H17ZM23 67V68H22ZM38 67H39V69H38ZM140 67V66H139ZM168 67H169V65H168ZM35 68V69H34ZM59 68V69H60ZM120 68V69H119ZM123 70H122V69ZM131 68V69H130ZM15 70V69H17V70H15V74H16V76H14L15 74L14 73H12V70ZM23 69V71L25 70V73H23V72H20L21 70ZM33 69V70H32ZM50 69H52L51 71H49ZM53 69H54V71H53ZM114 71H113V70ZM125 69V70H124ZM132 69H134V70H132ZM173 69V68H172ZM9 70V71H8ZM28 70H30V72L32 73H30V72H27ZM32 70V71H31ZM64 70H66V69H64ZM118 70V71H117ZM120 70V71H119ZM122 70V71H121ZM127 70V71H126ZM6 71H8V72H5ZM18 71V72H17ZM35 71V72H34ZM84 71H86V72H84ZM126 71V72H125ZM128 71L130 72V71H132L133 73L131 74V72H130V74L128 73ZM158 71H161V68H159L158 69ZM12 74H11V73ZM39 72V73H38ZM108 72H110V70L108 71ZM118 73V74H116V73ZM20 73V74H19ZM21 73H22V75H21ZM27 73V74H26ZM33 73H35V74H33ZM47 73H48V75H47ZM58 73V72H57ZM114 73V74H113ZM127 73L129 74V75H127ZM25 74V75H24ZM50 74V75H49ZM122 74H124V76L122 75ZM125 74H126V76H125ZM13 75V76H12ZM47 75V76H46ZM77 75H78V73L76 74V76H75V78H77ZM113 75H115V76H113ZM132 75V76H131ZM23 76H25L24 78H23ZM118 76H123L124 78H125V80H124V82H123V85L121 84V85H118V82L116 81L117 80V77ZM12 77H13V79H12ZM16 77V78H15ZM20 77H22V78H20ZM44 77V78H43ZM50 79H49V78ZM20 78V79H19ZM46 78H47V80H46ZM113 78V79H112ZM115 78V79H114ZM129 78V79H128ZM10 79V80H9ZM18 79V80H17ZM24 79V80H23ZM31 79L34 81H31ZM39 79V80H38ZM42 79V80H41ZM44 79V80H43ZM204 79V78H203ZM13 80H15L14 82H13ZM21 80H22V82H21ZM49 80V81H48ZM114 81V83H113V81ZM119 80V79H118ZM12 81V82H11ZM20 81V83H17V82H19ZM31 81V82H30ZM41 81V82H40ZM45 81V83H43ZM116 81V82H115ZM222 81V82H221ZM223 81L225 82V83H223ZM33 82V83H32ZM37 82V83H36ZM48 82V83H47ZM127 82V83H126ZM207 83H209L208 81H207V79L204 81H202L201 80V85L202 84H207ZM211 84H209V85H207L204 89H203V91H201L200 92V95L204 98L203 99V101H205V104L203 105V109L202 110H200V112L199 113H193V119H195L196 120V125H197V129H195L194 131H191L192 130V128L191 127H193V126H191L189 129H185V128H183L182 129V131L181 132H179V133H181V135L180 136H177V138H175L174 140H170V142H169V139L167 138V136H171V135H174V134H176V132L177 131H179L178 130V127L176 126V124H178V122L180 121V120H182V118H180V117H178V114H180V112H173V113H175V114H177V115H173L172 117H171V120L167 123L168 125L165 127V130H160L151 140H147V142H146V144H144V146L142 145L141 146V149H140V151L138 152V154H140V158H141V160L138 162V163H134V162H128L127 164H125L124 165V167H121V168H119L117 171H115L114 172V167H112L113 165H111L110 166V168L111 169H113V173H108L106 170H105V167H104V169H103V165L101 164V163H95L96 165H94V167H92L90 170H89V172H88V174H83V176H85V175H87V178L85 179V180H88V181H86L89 185V189H88V194L87 193H85V194H83V198H82V201L81 200H79L78 199V195L77 196H73L71 199H69V200H71L72 202L71 203H74V204H70L69 203V208L71 209V210H73L72 212H74V214H72L74 217H72V216H69L70 218L69 219H71L72 221H76L75 223H77L76 225H73V222H72V226H73V228H74V226H77L78 224H81L82 226H84V228H83V230H85V232L83 233V235L85 236V233H86V237H87V240L88 239H90V238H92V237H95L96 236V239H98L97 240V244H98V242H99V244L97 245V248H98V250H102L103 251V248L104 249H106L107 251H110V250H115V249H113L114 247H116V243H118L117 242V240H114V241H111V240H107V242L105 241V235H102V234H104V232H102V230H101V226L99 225V222H98V218H95L94 219V217H91V213L93 212L92 210H96L97 208H100L99 210L100 211H102L103 212V214L104 215H108L109 213H112L111 211V208H109V204H111V202H112V199L113 200H117L119 197V199H121L122 201H124L126 204H130L129 206H131L130 208H128V206L125 204V209L127 208V210H128V213L129 214H132L133 215V211H137V209H139V207L142 205L141 204V201L142 202H145L146 200V206L144 207V211L142 212L143 213V215H141V217L139 216V214H137V216L136 215H134V216H136L138 219L139 218H143V220H144V215H145V217H147V218H154V216H153V213L156 211V210H152L151 208L152 207H150L148 204H150V202H153V200L152 199H154V201H162V203L163 202H165V204H166V199L168 198V200L169 199H178L177 201H179V200H181V199H183V198H185V197H187V198H190V197H192L191 199H192V201L193 202H196V200L198 199V196H197V193H196V189H197V187H198V185L197 184H199V183H204V182H206L207 180H211V178H210V175L211 174H214V172L212 173L211 171H213V170H207V168L205 167L206 165L205 164H207V162H208V165H210V166H212L211 168L213 169V168H215V169H218V168H221V169H223V172H225L223 175H222V178H224L223 180H226V179H228L227 181H232V182H229V184H231V187L234 189V188H237L238 187V185H241V186H243V189H245V188H247V190H249L250 188H254L255 187V194H251V197L252 198H250L251 199V201L256 205V210L259 212V214H257L256 216H251L252 217V222H253V224H255V223H257V225H255L257 228H258V226H260V229H259V231H261V228L264 226V219H262V215H264V203H263V201H264V199L262 198V194H261V191H262V189H261V187L262 186H264V161H263V157H264V128H262L261 127V123H262V121L260 120V116H261V111H260V109L261 108H258V107H255L254 106V102H250V101H248L247 102V100H249L245 95H244V90L243 89H241L239 86H238V84L237 83H235L234 82V75L232 74V73H229V76L228 77H226L225 79H223L222 78V80H220L218 83H216V80L215 81H213V82H210ZM19 86H18V85ZM23 84V85H22ZM40 84L42 85V87H43V89H42V87L40 86ZM45 84V85H44ZM126 84V85H125ZM191 84H192V86L193 87H199L200 86V81L199 80H194V81H192L191 82ZM31 85V86H30ZM35 85V86H34ZM105 85V86H104ZM113 85V86H112ZM114 85H116V87L114 86ZM125 85V86H124ZM29 86V87H28ZM100 86V87H99ZM101 86H102V88H101ZM119 86V87H118ZM34 87V88H33ZM105 87H107V88H105ZM113 87H114V89H117V94L115 93L116 92V90H114L113 89ZM123 87H125L124 88V90L121 92L120 91V89H122ZM27 88V89H26ZM17 89V90H16ZM37 89H38V91H37ZM102 89V90H101ZM106 89V90H105ZM110 89V90H109ZM119 89V90H118ZM33 90V91H32ZM35 90H36V92H35ZM42 90V91H41ZM31 91V92H30ZM62 91H64V90H62ZM109 91V92H108ZM111 91V92H110ZM223 91H225V92H223ZM19 92H20V94H19ZM22 92V93H21ZM25 92V93H24ZM34 92H35V94H34ZM43 94V96H42V94ZM58 92V91H57ZM94 92V93H93ZM18 93V94H17ZM30 93V94H29ZM37 93H39V94H37ZM113 93H114V95H113ZM121 93V94H120ZM21 94H23V95H21ZM26 94V96H24ZM99 94H101V95H99ZM108 94V95H107ZM113 96H112V95ZM119 94V95H118ZM20 95V96H19ZM98 95V96H97ZM118 95V96H117ZM122 95V96H121ZM42 96V97H41ZM107 96V97H106ZM120 96V97H119ZM7 97V98H6ZM20 97H22V98H20ZM25 97V98H24ZM104 97H106V99L104 98ZM109 97H110V99H109ZM111 97H113V98H111ZM217 97V98H216ZM6 98V99H5ZM43 98V99H42ZM45 98H47V99H45ZM99 98V100H97ZM17 99V100H16ZM19 99V100H18ZM45 99V100H44ZM42 100V101H41ZM121 100H118V103L121 101ZM207 100H209V101H207ZM12 101V102H11ZM25 101V102H24ZM45 101V102H44ZM47 101H48V103H49V105H51V106H46V104H48L47 103ZM100 101V102H99ZM105 102V103H104ZM6 103V104H5ZM8 103V104H7ZM26 103V104H25ZM78 102L77 101H75L73 104H71V105H73L72 107L70 106V107H68V104H65V105H62L61 107H59V109H64V108H66V107H68V109H69V111H71V114L73 115L74 113H75V109H78L79 107V104H77ZM109 103V104H108ZM32 104V105H31ZM76 104V105H75ZM8 105V106H7ZM9 105H10V108H9ZM25 105V106H24ZM29 105V106H28ZM104 105V106H105ZM7 106V107H6ZM24 106V107H23ZM43 106V107H42ZM93 106V105H92ZM29 107V108H28ZM36 107V108H35ZM45 107V108H44ZM73 107H75V108H73ZM78 107V108H77ZM7 108V109H6ZM18 108V110H16ZM30 108H32V109H30ZM30 109V110H29ZM14 110V111H13ZM16 110V111H15ZM24 110V111H23ZM25 110H27V111H25ZM44 110V111H43ZM8 111H10V112H8ZM18 111V112H17ZM29 111H31V112H29ZM197 111H199V110H196L195 112H197ZM213 111V112H212ZM8 112V113H7ZM9 113H12V114H9ZM47 114L48 116L46 117V118H42V114ZM231 113V114H230ZM31 115H32V117H31ZM40 115V116H39ZM212 115L214 116V117H212ZM12 116V117H11ZM34 116V117H33ZM38 116V117H37ZM77 117L79 116L78 114L76 115ZM252 116V117H251ZM43 117H45V116H43ZM2 118V116H0V122H1V120L3 119ZM25 119V118H24ZM35 119V120H34ZM263 119V118H262ZM37 120V121H36ZM40 121V122H39ZM43 121V122H42ZM177 121V122H176ZM251 121V122H250ZM1 122V123H2ZM250 123V124H249ZM255 123V124H254ZM184 124H185V122H184ZM240 124V125H239ZM185 126H186V124H185ZM189 126V125H188ZM254 126H255V128H254ZM238 127V128H237ZM252 127V128H251ZM170 128V130H168ZM237 128V129H236ZM252 130H251V129ZM254 128V129H253ZM40 129H43V128H40ZM54 129H56V127L54 128ZM177 129V130H176ZM194 129V128H193ZM236 130V131H235ZM242 130H244V131H242ZM242 131V132H241ZM52 132H54V130L53 129H51V130H49V132H47V135H46V133H45V137H43V139L45 140V138H47L46 140H49V146L51 145L52 147H53V145H52ZM236 132V133H235ZM246 132V133H245ZM250 132V133H249ZM207 134H208V136H210L209 137V139H207ZM239 134V135H238ZM250 134V135H249ZM253 134V135H252ZM260 134H262L261 136H260ZM0 135H1V133H0ZM231 135V136H230ZM234 135H236V136H234ZM254 136V135H258V136H260V137H256V136H254V138L252 137V136ZM152 136V135H151ZM247 136V137H246ZM228 137V138H227ZM237 137H238V139H237ZM244 137V138H243ZM252 137V139L251 140H249L248 141V139L249 138H251ZM230 138H233V139H230ZM240 138V139H239ZM1 139V138H0ZM242 139H246L245 140V142H243L244 140H242ZM13 140H14V138H13ZM17 140H18V138L16 139V136H15V141H16V144H17ZM164 140H166L167 142L165 143V144H163V142H164ZM224 140V141H223ZM231 140V141H230ZM242 140V141H241ZM261 140V141H260ZM235 141V142H234ZM241 141V142H240ZM253 141H255V143L256 144H254V142ZM259 141V142H258ZM32 142L34 143V142H37V141H35V140H32ZM169 142V143H168ZM224 143L225 142V144L226 145H229L228 147L230 148V150H229V148L227 147H225L226 148V150H225V148H223V153H221V155L219 156V154H218V151H216V150H220V148H218V147H221V146H219L220 144L222 145V143ZM240 142V143H239ZM2 143V142H1ZM38 143H40V141H38L37 142V144L36 145H34V148H38V151H33V150H30L31 151V153L33 154V155H35V157H37L38 158V155L39 156H41L42 155V152H44V151H41L42 150V148L40 149L39 148V144ZM120 143H122V142H120ZM148 143V144H147ZM220 143V144H219ZM262 143H263V145H262ZM175 144H177V145H175ZM241 144V145H240ZM3 144H0V157L1 158H3L4 159V163L3 162H1L0 161V167L2 166V168L0 169V194H1V198H2V200H1V198H0V206H1V211H0V221H2V220H4L5 219V216H6V219H5V221L7 220V221H9V222H7V223H9L10 224V221H12L11 219H13V221H15V222H12L14 225H11L12 227H14V228H17V229H20V231H22L23 232V229H21V228H23V225H24V223H21L22 221L21 220H23L25 217L28 219V216L25 214L26 212L25 211H23L24 210V207H22V205L20 206V204H21V198H20V196H23L22 194H25V192H26V190L23 192V189H27V190H29V188H27V185H25V186H23L24 184L22 183V182H24V179L26 180V177L27 178H33V179H35V178H43L42 177V175L41 174H38V175H36V174H30V173H32L31 171H27V169H28V167H30V165L29 164H25L24 165V170H25V172H24V174L22 175V172H23V168L22 167H20V165H22L23 166V163H18V162H20V161H17V160H19V159H21L22 160V158H21V155L20 154H16V150H17V148L16 147H13V145H10L9 147H5V146H2ZM38 145V146H37ZM165 145H167V146H165ZM169 145H170V147H169ZM225 145V146H226ZM231 145V146H230ZM235 145V146H234ZM246 145H248V146H246ZM253 145V146H252ZM50 146V147H51ZM147 146V147H146ZM206 146V147H205ZM3 147V148H2ZM7 149H5V148ZM12 147V148H11ZM167 147H169V148H166ZM177 149H176V148ZM216 147H217V149H216ZM232 147L233 148H235V147H237L236 149H235V152H234V149H232ZM243 147V148H242ZM262 147V148H261ZM11 148V149H10ZM14 148H16L15 149V151H14ZM158 148V149H157ZM242 148V149H241ZM247 148H248V150H247ZM255 148V149H254ZM258 148H260V149H258ZM5 149V150H4ZM20 149H21V147H20ZM143 149V150H142ZM151 149H152V151H151ZM171 149H172V151H171ZM231 149H232V151H231ZM243 149H245V151L243 150ZM258 149V150H257ZM262 149H263V152H262ZM156 150H158V151H156ZM164 150V151H163ZM197 150V151H196ZM227 150H229L228 152H226ZM237 150V151H236ZM253 150H255V151H253ZM5 151V152H4ZM8 151V152H7ZM24 151V150H23ZM29 150H27L26 152H28ZM39 151H41V152H39ZM156 151V152H155ZM238 151H240V153L238 152ZM250 151V152H249ZM261 153H260V152ZM13 152V153H12ZM145 152V153H144ZM164 152V153H163ZM172 152L173 153V155H172V153L170 154V153ZM226 152V153H225ZM9 153V154H8ZM13 155H12V154ZM50 155V153H49V151L47 150L46 151V156L48 155V154ZM150 153V154H149ZM165 154L164 156H163V154ZM236 153V154H235ZM242 153H244L243 155H242ZM259 153V154H258ZM3 154H4V156H3ZM8 154V155H11V158H9V159H7L8 157H10V156H6V155ZM137 154V155H138ZM143 154V155H142ZM152 154V155H151ZM158 154V155H157ZM193 154H195V155H193ZM207 154V157L205 156ZM211 154V155H210ZM215 154L217 155V157L215 156ZM202 155V156H201ZM208 155H210V156H214V157H210V156H208ZM251 155H253V156H251ZM256 155V156H255ZM13 156H14V158H13ZM155 156V157H154ZM175 156H177V157H175ZM186 156V157H185ZM222 156V157H221ZM245 156V157H244ZM145 157V158H144ZM149 157V158H148ZM169 157V158H168ZM185 158V160L183 159V161H182V158ZM207 158L208 159V157L210 158V160H211V163L209 164V161L206 159V161H205V158ZM224 157H226V159L224 158ZM229 157V158H228ZM234 157V158H233ZM250 157V158H249ZM0 158V160H2ZM16 158V159H15ZM144 158V159H143ZM173 158H175V159H173ZM214 158H217V159H215L214 160ZM221 158V159H220ZM228 158V159H227ZM233 158V159H232ZM259 158V159H258ZM13 159H14V161H13ZM148 159V160H147ZM180 159V160H179ZM220 159V160H219ZM244 159V160H243ZM248 159V160H247ZM251 159V160H250ZM252 159H253V161H254V159L255 160H257V161H255V164L253 163V165H252ZM11 160V161H10ZM171 160V161H170ZM179 160V161H178ZM191 160H193V161H191ZM203 160V161H202ZM243 160V161H242ZM260 160V161H259ZM262 160V161H261ZM6 161V162H5ZM11 162V165H13V164H15V165H13V166H11L10 165V163L9 162ZM15 161H17V162H15ZM116 161V160H115ZM117 161H119V159L117 160ZM130 161H133V159H130ZM164 162V163H162V162ZM166 161V162H165ZM174 161V162H173ZM176 161V162H175ZM181 161V162H180ZM200 161V162H199ZM202 161V162H201ZM205 161V162H204ZM230 161V162H229ZM241 161V162H240ZM143 162H144V164H143ZM152 162V163H151ZM194 162V163H193ZM247 162V163H246ZM249 162V163H248ZM6 163H7V165H6ZM150 165H149V164ZM177 163H179V164H177ZM204 163V164H203ZM213 163V164H212ZM215 163V164H214ZM217 163H219V164H217ZM257 163L259 164V165H257ZM3 164V165H2ZM137 164V165H136ZM146 164V165H145ZM157 164V165H156ZM172 164H174V165H172ZM194 164H196V165H194ZM251 165V167H249L248 165ZM5 165V166H4ZM148 165V166H147ZM192 165H193V168H192ZM201 165L203 166V167H201ZM223 165V166H222ZM19 166V167H18ZM145 166H146V168H145ZM152 166V167H151ZM174 166V167H173ZM197 166V167H196ZM237 168H236V167ZM243 166V167H242ZM258 166V167H257ZM262 166V167H261ZM5 167V168H4ZM8 167H11L10 169H13L14 171H15V173L16 172H18V175H17V173L16 174H14V176L15 177H13V176H8ZM18 168L20 171H17V170H15V168ZM27 167V168H26ZM98 167V168H97ZM150 167V168H149ZM153 167H154V169H153ZM163 167V168H162ZM173 167V168H172ZM190 167V168H189ZM195 167V168H194ZM254 167V168H253ZM4 168V169H3ZM7 168V169H6ZM103 169L102 171L100 170V169ZM159 168V169H158ZM160 168H162V170L160 169ZM175 168V169H174ZM179 169V172L177 171L178 169ZM191 168L193 169V170H191ZM204 168H206V169H204ZM98 170V171H95V170ZM145 169V170H144ZM172 169H173V171H172ZM182 171H181V170ZM255 169L258 171H255ZM2 170V171H1ZM5 170V171H4ZM100 170V171H99ZM144 170V171H143ZM146 170H147V172H146ZM150 170V171H149ZM163 172H161V171ZM170 170V171H169ZM176 170V171H175ZM201 170V171H200ZM203 170V171H202ZM250 170H251V172H250ZM8 173H7V172ZM215 171V170H214ZM261 171V172H260ZM5 172V173H4ZM21 172V173H20ZM95 172H97L98 174H95ZM171 172V173H170ZM190 172V173H189ZM200 173V174H197V173ZM206 172V173H205ZM27 173V174H26ZM34 173V172H33ZM93 173H94V175H93ZM100 173V174H99ZM147 173V174H146ZM164 173H166V174H164ZM188 173V174H187ZM203 173V174H202ZM6 174H7V176H6ZM11 174V173H10ZM19 174H21L20 176H19ZM152 174V175H151ZM197 174V176H195ZM5 175V176H4ZM17 175V176H16ZM26 175H28V176H26ZM151 177H150V176ZM157 177H156V176ZM199 175V176H198ZM258 175V176H257ZM162 176V177H161ZM174 176H180V177H174ZM191 176V177H190ZM195 176V177H194ZM7 177V178H6ZM12 177V178H11ZM101 177H103V178H101ZM107 178V177H109V180H108V178L107 179H105V180H108V181H104V178ZM148 177H150V178H152V180H153V178H156V179H158V180H156V179H154L153 180V182H152V180H151V182H150V178L148 179ZM172 177V178H171ZM193 177V178H192ZM17 178V179H16ZM94 178V179H93ZM135 178V179H134ZM188 178H189V180L191 179V180H193V181H191V182H189L188 183ZM196 178V179H195ZM10 179H12V180H10ZM90 179H91V181H90ZM100 179V180H99ZM115 179V181H113ZM139 179V180H138ZM142 179V180H141ZM149 180L148 182L147 181H143V180ZM160 179V180H159ZM183 179H185V180H183ZM5 180L7 181V182H5ZM10 180V181H9ZM92 180L94 181V183H95V181H96V183L94 184L93 182H92ZM110 180H112L111 182H110V184H109V181ZM118 180H119V182H118ZM121 180V181H120ZM130 180V181H129ZM134 180V181H133ZM137 180V181H136ZM166 180H168V181H170V182H168L167 181V184H166ZM176 180H177V182H176ZM198 180V181H197ZM13 181V182H12ZM15 181V182H14ZM17 181V182H16ZM98 181H102V183L101 184H103L104 186H105V184H106V187H104L103 185H99L100 184V182L98 183ZM122 181H124V182H122ZM139 181V182H138ZM141 181V182H140ZM155 181V182H154ZM175 181V182H174ZM11 184H9V183ZM20 182H21V184H23L22 186H20L21 184H20ZM26 182V181H25ZM115 182V183H114ZM116 182H118V183H116ZM138 182V183H137ZM147 182V183H146ZM160 182V183H159ZM165 182V185L163 184V183ZM185 182V183H184ZM15 183H18V184H15ZM37 182H34V184L33 185H36L37 186V188H38V184H36ZM92 183V185H90ZM112 183V184H111ZM121 183V184H120ZM157 183H159V184H157ZM183 183H184V185L185 186H183ZM188 183V184H187ZM192 183V184H191ZM195 183V184H194ZM25 184H27V183H25ZM114 184V185H113ZM135 184H138V186H136ZM146 184V186H144V185ZM150 186H149V185ZM162 184H163V186H162ZM170 184V185H169ZM253 184L254 185H256V186H253ZM111 185V186H110ZM126 185H127V187H126ZM133 185V186H132ZM148 185V186H147ZM161 185V186H160ZM175 185V186H174ZM188 185V186H187ZM101 186V187H100ZM102 186H103V188H102ZM123 187V189H120V187ZM135 186V187H134ZM169 186H172V187H169ZM174 186V187H173ZM181 186V187H180ZM193 186V187H192ZM195 186H196V189H195ZM258 186H260V187H258ZM14 187V188H13ZM23 189H22V188ZM93 187H96V189L94 190V188ZM97 187H100L99 188V191H98V188ZM109 187V188H108ZM121 187V188H122ZM141 187V188H140ZM143 187H144V189H146V190H144L143 189ZM150 189H149V188ZM152 187V188H151ZM158 187V188H157ZM184 187V188H183ZM128 188V189H127ZM139 190H138V189ZM160 188V189H159ZM168 188V189H167ZM176 188V189H175ZM185 188L187 189V191L185 190ZM10 189V190H9ZM17 189V190H16ZM19 189H21V190H19ZM92 189V190H91ZM134 189V190H133ZM135 189H136V191L138 190V194L140 193V192H145L143 195H141V193H140V195H141V197H145V195L146 194H148V193H151V194H149V195H146L147 197H145L146 199H143V198H141V197H139L138 196V194H136L137 192L135 191ZM162 189V190H161ZM166 189V190H165ZM191 189V190H190ZM40 190V188H38V191ZM107 190V191H106ZM116 190V191H115ZM130 191V193H129V191ZM159 190H161L160 192H158ZM175 190V191H174ZM177 190H178V192H177ZM184 190V191H183ZM189 190V191H188ZM91 191H92V193H91ZM118 191V192H117ZM146 191H149V192H147L146 193ZM169 191H172V192H169ZM6 192H8V193H6ZM12 192H14V193H12ZM17 194H16V193ZM90 192V193H89ZM99 192V193H98ZM158 192V193H157ZM161 192L165 195V196H163V194H161ZM168 192V193H167ZM2 193H4L3 195H2ZM39 194H38V196L36 195V199H37V201L40 203V202H43L44 200L42 199L44 196H43V193H41V190L38 192ZM41 193V194H40ZM96 193V194H95ZM98 193V194H97ZM154 193V194H153ZM167 193V194H166ZM31 194H33V193H31L30 192V190H29V192L27 191V194L26 195H31ZM89 194H92V195H94L93 197H92V195H91V197L92 198H90L89 197ZM103 194V195H102ZM106 194V196H104ZM123 194V195H122ZM135 194L137 195V197H135ZM175 194V195H174ZM190 194V195H189ZM193 194V195H192ZM8 195H10V196H8ZM97 195V196H96ZM111 195V196H110ZM160 195H161V197H160ZM177 195V196H176ZM182 195H183V197H182ZM185 195V196H184ZM8 196V197H7ZM17 196V197H16ZM122 196V197H121ZM127 196H128V199H126L127 198ZM155 196H157V197H155ZM180 196V197H179ZM248 197L250 196V195H247ZM4 197V198H3ZM5 197H7V198H5ZM39 197V198H38ZM81 197V196H80ZM134 199H133V198ZM163 197V198H162ZM167 197V198H166ZM244 197H246V196H244ZM77 198V199H76ZM84 198H86V199H84ZM89 198V199H88ZM106 198H108V199H106ZM111 198V199H110ZM136 198H138V200L136 199ZM139 198H141L140 200H139ZM157 198V199H156ZM180 198V199H179ZM193 198H194V200H193ZM13 199V200H12ZM149 199V200H148ZM11 200L13 201V202H11ZM84 200V201H83ZM171 200L169 201V202H171ZM256 200V201H255ZM16 201V202H15ZM74 201V202H73ZM94 201V202H93ZM97 201H99L98 203L101 205V206H97ZM100 201H101V203H100ZM108 201V202H107ZM110 201V202H109ZM198 201V200H197ZM10 202V203H9ZM18 202H19V204H18ZM132 202V203H131ZM157 202H155V203H157ZM9 203V204H8ZM15 203V204H14ZM24 203V202H23ZM83 203V204H82ZM88 203V204H87ZM96 203V204H95ZM13 204V205H12ZM49 204V203H48ZM85 204V205H84ZM96 205V207H95V205ZM106 204V205H105ZM133 204V205H132ZM158 204V203H157ZM157 204H155L156 206H157V208H159V210H161L163 207L162 206H159L161 203H159L158 205ZM164 204V205H165ZM194 204V203H193ZM196 204V203H195ZM68 205V204H67ZM72 205V206H71ZM82 205H84V207L82 206ZM93 205V206H92ZM151 205V204H150ZM10 206H12V207H10ZM47 207H51V205L49 204V205H46ZM74 206V207H73ZM133 206V207H132ZM143 206V205H142ZM259 206V207H258ZM7 207H10V209L9 208H7ZM87 207V212H86V208ZM138 207V208H137ZM147 207V208H146ZM258 207V208H257ZM83 208V209H82ZM102 208L104 209V210H102ZM134 209V210H132V209ZM192 208H194L195 209V211H193L194 212V214L196 215V209H198V207H192ZM67 209H68V206H67ZM78 209V210H77ZM90 209V210H89ZM109 209H110V211H109ZM136 209V210H135ZM151 211H150V210ZM164 209V208H163ZM193 209V210H194ZM26 210V209H25ZM98 210V209H97ZM126 210V211H127ZM140 210V209H139ZM22 213V215H19V214H21L20 212ZM90 211V212H89ZM106 211H108V212H106ZM178 211V210H177ZM177 211L172 215V217H173V219L175 220V221H177V222H179L181 225L182 224H187V223H189V222H191V221H187V220H185L181 215H179L178 213H177ZM14 212H16V213H14ZM77 212H78V214H77ZM140 212V211H139ZM18 213V214H17ZM35 213H39L38 211L36 212L35 211ZM11 214V215H10ZM24 214V215H23ZM88 214H89V216H88ZM176 214V215H175ZM26 215V216H25ZM33 217L34 218H32L33 220H31V222H33V221H37L39 218H37L36 216H34V212H33ZM39 215V214H38ZM76 215H78V216H76ZM82 215V216H81ZM259 215V217H261V219H258V218H254V217H257ZM8 216V217H7ZM75 216L78 218H75ZM80 216V217H79ZM110 216V215H109ZM109 216H107V217H109ZM143 216V217H142ZM4 217V218H3ZM18 217H19V219H18ZM65 216H63V218H64ZM72 217V218H71ZM107 217H105V219H109V218H107ZM11 218V219H10ZM25 218V219H26ZM60 218H62V217H60ZM79 218L81 219V221L79 220ZM83 218V219H82ZM181 219V221H178V219ZM26 219V220H27ZM87 219V220H86ZM89 219V220H88ZM90 219H91V221H90ZM177 219V220H176ZM257 219V220H256ZM20 221V222H19ZM25 221V220H24ZM83 221V222H82ZM85 221H86V223H85ZM166 222H163V223H167L168 225L170 224L169 223V219H167V220H165ZM184 221V222H183ZM257 221V222H256ZM182 222V223H181ZM258 222H260V223H258ZM4 223L5 222H0V226H2L1 228H0V231L2 230V233L1 234H6V236H2L1 234H0V264H46L47 262H50L49 264H69L68 262H67V260H66V258L63 256V254L61 253V251L58 249V247L57 246H49V247H45V246H41L38 250H30V248H27L26 246H21V245H19L20 246V248H18L19 246L18 245H15V243H11V245H12V248H13V251L11 250V249H9V250H11V252L10 251H8V248H11L10 246V237H7L8 235H7V230H6V227H3V225H4ZM36 224L37 223H39V222H35ZM134 222H129V224L131 225V224H133ZM22 224V225H21ZM85 224H86V226H85ZM68 225H70V224H66V223H64V225H62L60 228L62 229V230H65L66 228H68L69 226ZM104 225V227H106L107 226V224H103ZM19 226H20V228H19ZM44 227V226H43ZM59 226H57L56 228H58ZM89 227H91V228H89ZM198 227H203L202 225H200V224H195V223H193L192 222V224H191V226H189V227H187V229H189V230H191L192 228H198ZM3 228H5V230L3 229ZM65 228V229H64ZM50 229H51V227H50ZM61 229H59V234L56 236L57 237V239L58 238H60V237H62V230ZM97 231H96V230ZM92 230V231H91ZM101 230V231H100ZM4 231V232H3ZM61 231V232H60ZM170 231H171V233H170ZM193 231H195V237H198V236H200L199 235V232H198V230H193ZM196 231H197V234H196ZM73 232H75L76 234H77V230H75L74 229V231ZM93 232H94V235H93ZM208 233V232H207ZM164 234L166 235V237H167V239H168V241H170V242H174V240H175V238H174V231H172V230H170L167 226H165L164 227ZM255 234H256V232H255ZM52 235V234H51ZM160 235H162V234H160ZM173 235V236H172ZM1 236H2V238H4L3 240H2V238H1ZM22 236H23V233H22ZM73 236H75V234H73ZM169 236V237H168ZM9 238V239H7V238ZM190 239H192L191 237H189ZM203 239H202V245L203 246H205V244H207L206 243V239L204 238V237H202ZM255 239V242H256V244L255 243H253L254 245H255V249H253V250H256V245L257 246H259V242H258V240H259V238H257V237H254ZM8 240V242L6 243V241L5 240ZM60 239H62V238H60ZM99 239H102L101 241H99ZM12 240H13V238H12ZM11 240V241H12ZM63 240V239H62ZM131 240V241H130ZM189 240V239H188ZM186 241V240H184L183 241V245H184V250H188V246H190L191 247V245H190V241ZM197 241L200 243V245H201V242H200V238H199V240H196L195 239V241H194V243L195 244H198L197 243ZM16 242V241H15ZM107 243L106 244V246H103L104 245V243ZM114 242H115V244H114ZM126 242L127 243H129V245H130V247L131 246H135L134 244H133V238L131 237V236H129V238L128 239H126ZM6 244H8V246L6 245ZM55 244H56V242H55ZM10 245V246H9ZM14 245V246H13ZM2 246H4V247H2ZM99 246V247H98ZM126 246H128L127 244L126 245H124V247L126 248ZM45 247V248H44ZM14 248L15 249H18V251L20 250V251H22V252H18L17 250H15L14 251ZM24 248V249H23ZM69 248V247H68ZM5 249H7V250H5ZM29 249V250H28ZM43 249V250H42ZM49 249V250H48ZM5 250V251H4ZM60 251V252H59ZM130 251V253L131 254H133V256L135 255L136 257H137V254L135 253V248L133 249V251L132 250H129ZM46 252V253H45ZM16 254V256H15V254ZM23 253V254H22ZM24 253H25V255L26 256H24ZM47 253H48V255H47ZM19 254V255H18ZM59 254H60V256H59ZM188 254V251H187V253L186 254H184V256H186ZM8 255V256H7ZM10 255V256H9ZM5 256V257H4ZM9 257V258H8ZM24 257H27V258H24ZM47 257V258H46ZM59 257L61 258V259H59ZM136 257H129L130 259L128 260V262L130 263L133 259H135ZM139 257V256H138ZM230 257V258H229ZM4 258V259H3ZM29 258V259H28ZM228 258L230 259V261L231 262H233V260H232V258H231V255H228ZM2 259V260H1ZM10 259V260H9ZM20 259V260H19ZM30 260V261H28V260ZM64 259V260H63ZM247 259H248V261H249V263H248V261H247ZM251 259V260H250ZM111 262L113 263V264H115L114 263V261L113 260H111ZM243 262H244V264H258V262L256 261V257H254V256H250V257H244V259H243ZM247 262V263H246ZM218 263V262H217ZM217 263H214V264H217ZM130 264H134V263H130ZM135 264H137L136 263V261H135Z\"/></svg>",
  "mask_w": 264,
  "mask_h": 264
}]
</instances>
